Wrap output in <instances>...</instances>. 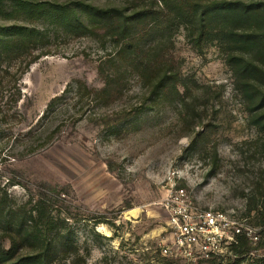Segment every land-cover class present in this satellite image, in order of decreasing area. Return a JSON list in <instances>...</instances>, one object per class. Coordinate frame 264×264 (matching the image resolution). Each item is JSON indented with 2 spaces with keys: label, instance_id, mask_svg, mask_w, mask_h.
I'll list each match as a JSON object with an SVG mask.
<instances>
[{
  "label": "rangeland",
  "instance_id": "obj_1",
  "mask_svg": "<svg viewBox=\"0 0 264 264\" xmlns=\"http://www.w3.org/2000/svg\"><path fill=\"white\" fill-rule=\"evenodd\" d=\"M34 1L156 10L154 0ZM154 11L136 29V50L118 62L111 59L117 40L100 25L70 33L49 19L0 13L1 27L44 33L34 64L8 55L0 63V194L28 208L42 194L51 197L49 211L70 218L86 264H186L162 255L169 234L161 203L173 172L200 206L229 212L262 237L264 105L256 109L238 90L218 42H199ZM255 85L264 90L263 81ZM251 248L250 256H264L259 245Z\"/></svg>",
  "mask_w": 264,
  "mask_h": 264
},
{
  "label": "trees",
  "instance_id": "obj_2",
  "mask_svg": "<svg viewBox=\"0 0 264 264\" xmlns=\"http://www.w3.org/2000/svg\"><path fill=\"white\" fill-rule=\"evenodd\" d=\"M13 2L9 8L5 0H0V13L33 20L49 19L70 33L87 32L92 24L100 25L101 29L111 32L117 40L118 50L111 56L112 61H119L126 50H136L135 45H132L137 40L136 29L140 24L150 21L154 14L152 7L134 9L129 14L119 6L98 8L94 5L86 6L83 2ZM76 5L84 10L79 12ZM154 7V12L159 13L158 17L167 12L166 16L171 15L167 20L175 19L179 25H184L199 42H218L226 51V61L236 76L238 90L256 105V109H259V104L264 105V90L257 89L255 85L257 81L264 82V0H154ZM158 17H154L153 21ZM43 39V31L36 28L0 26V63L5 55L11 60L32 58L33 50L37 49ZM120 43H123L122 47ZM132 53L137 54V51ZM251 55L254 59L250 58ZM38 59L40 57L32 58L29 64H34ZM146 71L148 76L152 75L155 66L148 62ZM99 72L109 79L104 68L101 67ZM161 86L168 87L166 79ZM175 88L179 93V88ZM255 91L258 93L255 94ZM106 92V89L96 91L103 94ZM59 100L53 99L48 108H55ZM261 124L264 128V121ZM50 192L62 196L58 188L51 187ZM50 198L42 194L30 201V208L27 204L15 207L8 193L0 194V264H86L88 253L85 256L80 254L71 228L68 227L70 218H55L48 208ZM256 220L263 227L257 245L264 249V218ZM252 245L248 238H238V244L233 247L236 256L234 264H242L244 261L247 264H264V256H250ZM206 264L221 263L212 260Z\"/></svg>",
  "mask_w": 264,
  "mask_h": 264
},
{
  "label": "built area",
  "instance_id": "obj_3",
  "mask_svg": "<svg viewBox=\"0 0 264 264\" xmlns=\"http://www.w3.org/2000/svg\"><path fill=\"white\" fill-rule=\"evenodd\" d=\"M178 174L170 175L171 189L161 203L169 234L168 242L162 246L165 258L186 264L212 260L227 264L236 260L233 247L239 237H246L257 246L259 237L244 222H238L229 212L203 208L186 188L178 187Z\"/></svg>",
  "mask_w": 264,
  "mask_h": 264
},
{
  "label": "bare ground",
  "instance_id": "obj_4",
  "mask_svg": "<svg viewBox=\"0 0 264 264\" xmlns=\"http://www.w3.org/2000/svg\"><path fill=\"white\" fill-rule=\"evenodd\" d=\"M136 214H137V211L133 210V211L129 212L127 215L134 217V216H136ZM101 230H104V229H101Z\"/></svg>",
  "mask_w": 264,
  "mask_h": 264
}]
</instances>
